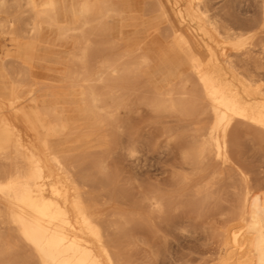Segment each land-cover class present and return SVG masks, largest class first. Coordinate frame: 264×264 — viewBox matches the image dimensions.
I'll list each match as a JSON object with an SVG mask.
<instances>
[{"label":"bare ground","instance_id":"6f19581e","mask_svg":"<svg viewBox=\"0 0 264 264\" xmlns=\"http://www.w3.org/2000/svg\"><path fill=\"white\" fill-rule=\"evenodd\" d=\"M207 1L167 0L188 31L169 26L167 34L189 70L158 88L145 76L152 61L141 46L111 42L106 23L115 10L108 0H80L73 22L61 19L55 0H0V77L9 90L8 100L0 98V264H138L135 240L164 239L167 248L165 229L189 231L186 221H175L177 212H204L229 198L232 214L220 236L232 251L221 264H264V177L241 149L244 135L264 149V7L260 29L249 34L255 17L237 31L211 16ZM46 28L74 47L59 86L16 60ZM78 91L101 128L77 117L72 103ZM135 103L161 124L175 123L161 127L162 136L184 130L172 139L180 162L172 173L162 170L171 178L141 186L138 197L104 159V131L127 130ZM121 109L127 119L119 126ZM132 131L136 144L128 153L135 157L141 145ZM56 143L81 151L51 153ZM88 147L97 152L82 150Z\"/></svg>","mask_w":264,"mask_h":264},{"label":"rangeland","instance_id":"374dc122","mask_svg":"<svg viewBox=\"0 0 264 264\" xmlns=\"http://www.w3.org/2000/svg\"><path fill=\"white\" fill-rule=\"evenodd\" d=\"M108 1L111 7L115 10L114 13L117 12L116 14L113 13L111 17L112 19L109 17L107 19L108 23H106L108 25L110 24L109 26L107 25L108 27H111L109 28L112 31L111 32L112 35L110 38L112 40L111 42L114 43V41L116 40L115 42L117 43L119 42L124 45L125 44L131 45L133 43H138L142 41L143 42L142 44L144 45V52L152 59L151 65L148 69V78L152 84H156L157 82L160 81V72L163 69V67L166 66L167 64L175 63V61L181 59L180 54L177 53L178 50L173 43L171 33L169 32L170 34H167L168 31H170L171 27H175L176 29L183 28L184 32H188L186 27L183 26V24H180L178 20L174 19L172 14V9L168 5L167 0H108ZM206 3L211 4L210 5L211 7L207 5L208 9L212 8L211 10H209V14L211 16L214 17L216 16V18L221 21H226L227 19L226 22L232 25L234 29L236 28H238V30L240 29L239 23L241 25L242 24L248 25V22L250 23L254 21V17H255L254 26L256 25L257 27L258 24V27L257 28L256 27L252 28L250 26L249 27L245 26V27H247V31H250L249 29L251 28L249 34L255 33L256 30L260 29L259 27L261 26L260 24L261 21L259 23V20L262 19V17L260 16H262L263 13L261 14L259 13L263 12L264 0H250V1L249 0H232V1L211 0V2L209 0ZM220 5L222 6L220 7ZM154 7L155 10L157 9L158 10L157 11L153 10ZM216 13L218 14L223 13V14L219 16ZM232 21L233 23L231 24ZM260 35L264 37V35H262L261 33ZM100 38H101L100 36L97 37L95 41L100 43L101 42L100 40H102V38L101 39ZM120 41H122L123 43ZM37 45L38 44L35 43V45L31 46V49L29 51L20 54L18 56L19 58H16V60L19 62L25 61L26 64H33L36 70L46 73L48 80L52 81V85L54 84L59 86L64 84L63 77L66 74L68 66L70 65L69 59H71L70 56L72 57V53L74 51V47L72 43L65 38L59 37L55 34L49 35V33H47L42 44L44 49L36 60L35 55L37 54L36 53ZM96 63L92 62L93 66L98 67L99 61H97ZM261 74L264 75V72ZM14 77L15 79H19V75L17 73L14 74ZM2 79L3 78L0 77V98H4L8 100L9 90L8 89L5 90L2 87L3 85ZM75 97L76 98H74L73 100L72 107L77 113V117L79 118L83 116L84 119L86 118L87 120H91V121L95 120L94 118H96V116L94 115V113L91 112L90 107L86 103L83 94L80 91H78V95ZM137 106L138 105L136 103L130 104V108H132L133 111H135V113L132 115L133 117L132 125L128 126L127 130L125 129L122 132V130L119 131L115 129L117 127L114 126L113 130L108 128L107 130L104 131L106 136L105 146L109 148L108 150H106L107 154L106 153L104 154V159L106 160L107 165L111 168L112 174L116 175L117 176L116 179L118 180V182L123 185L122 187L128 189L133 195L138 197L140 195V191L142 190L141 186L148 184L150 185L151 182L158 183L161 182V180L165 181L167 177L171 178L170 174H166L165 172H162V170L164 171V169H166L172 173L173 170L171 169L172 166H177V164L180 162L181 156L179 155L178 148L176 144H174V140L172 139L174 135L183 133L184 130L180 129L181 127L176 128L177 130L175 129L171 134H169V136H164V135L162 136V134H160L161 133L160 128L163 126L173 127L175 126V123L161 124L159 120L153 119V115L150 109H148L147 107H143L141 108V110H137L136 109ZM119 113L117 114L118 121L116 124L120 126L122 123H124L123 120H125V118L127 119V111L121 109ZM93 123H94L93 128H97V127L101 128L100 126L101 124H98V122L96 123L93 121ZM131 131L134 134L137 133L141 145L139 147H138L139 144L136 145L137 149L141 151V153L139 152L140 155L139 153H137L135 157H130L129 154L130 153L129 148L130 147L134 148L133 143L136 144V140L135 141L131 140L132 138L129 136L130 135L129 132ZM66 133L67 132L65 131L64 136H66ZM244 136L242 137L243 139L241 140L242 141L241 149L243 152H245L244 153L245 156H247L246 157L247 162L253 165L255 174L257 173L256 175H258L259 177L262 176L263 178L264 154L262 155V153H264L263 152L264 149L261 146L259 148V145L256 143V141H254L248 135H244ZM128 141L130 145L128 144ZM86 142L88 143V141ZM72 148L73 147L71 144L69 145L67 144L65 145V147L64 146L58 147V143H56L52 145L51 153H57L59 151L61 152L81 151V149L71 150ZM258 148H259V153H257ZM82 150H87V152L91 151L92 153L97 152V150L90 147H88L87 149L82 148ZM174 151L176 152V154ZM178 155L180 156V158ZM136 159L137 161H135ZM138 159L140 161H138ZM137 162L139 163V165H137ZM141 168L144 169L142 170V173L145 171V174L143 173V175L140 174ZM255 168L261 170L259 171L256 170ZM175 170L179 171L178 168ZM162 173H165V175ZM118 174H120L119 177ZM121 180L124 182V184L123 182H121ZM229 199L226 201L224 200L223 203L221 202L218 205L212 204L209 209H204V212H202L203 210H201L202 213L200 212V210H198L199 212L198 211L196 212L197 209H193L190 212L191 214L185 213L183 211L177 212V214L175 215L177 217V218L175 217V221L177 222L186 221L188 224L187 228L189 231L187 234L182 230L178 231L175 228L170 230L165 229L162 235L164 237L169 236L166 237L170 241L169 245H167L168 249L165 247L164 239H160L161 241L158 240L157 242L151 240V242H148L149 244L151 243L150 245L148 243L147 245H145V243L142 242L140 243L139 240H135L134 256L138 258L137 263L138 264H143V263L144 264H176V263L221 264V262L225 259L224 257L227 258L228 254H230L229 251L230 252L232 251L231 248L226 243V241L223 240L224 238L220 236L221 230L223 229L222 227L227 225L226 223H229L227 222V220L228 221L230 220L232 214V207H231L232 204ZM221 208L223 209V211ZM195 213H197V215ZM230 222L234 224L235 221L233 222L230 221ZM213 227L214 229H212ZM169 232L171 233L170 235H168ZM172 232L174 234H172ZM171 235H174V237H172ZM218 237H220V240L217 239ZM221 240H223L225 244ZM165 248L168 252L165 250ZM208 251H210V253ZM158 252L159 254H155Z\"/></svg>","mask_w":264,"mask_h":264},{"label":"crops","instance_id":"0c3cea01","mask_svg":"<svg viewBox=\"0 0 264 264\" xmlns=\"http://www.w3.org/2000/svg\"><path fill=\"white\" fill-rule=\"evenodd\" d=\"M79 1L80 0H55L58 12H59L60 16L62 17L61 19L65 20V21L73 22L75 20L76 16L78 14H80ZM110 7H111V5H110ZM47 33H49V35H52V34L57 35V33L53 30H50L48 28L44 29L41 41L38 43V45L36 47V49H37V51H36L37 54L35 55L36 60L40 56L41 52L44 49L42 44H43L44 38H45ZM142 43L143 42L140 41L138 43H133L129 46L132 49H135L137 46H141L143 53L152 61V59L144 52V45ZM177 50H178V48H177ZM2 53H3V47H2L1 41H0V60H1ZM177 53L180 54L181 59H178L177 61H175V63L167 64L166 66H164L160 72V81L157 82L156 84H152L148 78V69L150 66L145 70V76L148 79V81L151 83V85H153L154 87L162 88L163 86L166 85V83H165L166 78H168V77L171 79L172 78H179L180 76H182L183 73H185L186 71L189 70V66L187 64L186 58L183 56V54L179 50ZM39 78L46 79L47 77L45 74V76L41 75Z\"/></svg>","mask_w":264,"mask_h":264}]
</instances>
